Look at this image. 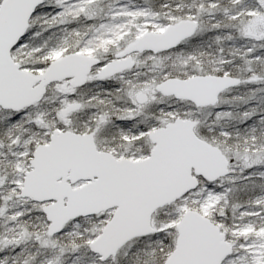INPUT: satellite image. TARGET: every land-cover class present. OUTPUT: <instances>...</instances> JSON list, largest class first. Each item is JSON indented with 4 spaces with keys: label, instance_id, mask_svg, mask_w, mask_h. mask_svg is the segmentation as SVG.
Instances as JSON below:
<instances>
[{
    "label": "snow or ice",
    "instance_id": "6c2138e0",
    "mask_svg": "<svg viewBox=\"0 0 264 264\" xmlns=\"http://www.w3.org/2000/svg\"><path fill=\"white\" fill-rule=\"evenodd\" d=\"M0 264H264V0H0Z\"/></svg>",
    "mask_w": 264,
    "mask_h": 264
}]
</instances>
